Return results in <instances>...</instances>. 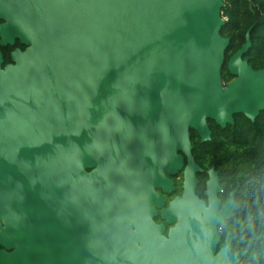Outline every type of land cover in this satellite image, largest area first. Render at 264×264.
<instances>
[{
	"label": "water",
	"instance_id": "1",
	"mask_svg": "<svg viewBox=\"0 0 264 264\" xmlns=\"http://www.w3.org/2000/svg\"><path fill=\"white\" fill-rule=\"evenodd\" d=\"M223 0H0L3 42L29 44L0 75V264H235L216 253L217 172L208 205L190 128L210 139L233 115L264 109V68L243 53L221 67ZM181 152V154H179ZM184 167V194L163 207L155 186ZM86 169H90L87 171Z\"/></svg>",
	"mask_w": 264,
	"mask_h": 264
},
{
	"label": "trees",
	"instance_id": "2",
	"mask_svg": "<svg viewBox=\"0 0 264 264\" xmlns=\"http://www.w3.org/2000/svg\"><path fill=\"white\" fill-rule=\"evenodd\" d=\"M224 24L220 35L229 39L221 67L224 82L234 76L227 69L230 56L245 42L250 45L243 58L253 68L264 67V0H223ZM225 127L207 119L210 139L202 141L190 128L191 152L203 169L219 170L225 193L237 185L233 215L223 225L221 241L232 233L231 254L237 264H264V109L252 120L243 113L233 115ZM206 175H203V179ZM225 200L227 194H220Z\"/></svg>",
	"mask_w": 264,
	"mask_h": 264
},
{
	"label": "flooded vegetation",
	"instance_id": "3",
	"mask_svg": "<svg viewBox=\"0 0 264 264\" xmlns=\"http://www.w3.org/2000/svg\"><path fill=\"white\" fill-rule=\"evenodd\" d=\"M4 21L5 20L0 18V25L3 24ZM28 47H29V44L22 42L20 40L19 36H13L12 41L3 42L2 36H1V29H0V75H6L5 74L7 72L6 67L7 66H10V67L15 66L16 65L15 57H16L17 53L18 52H24ZM242 59H245L247 61L246 58H243V55H242ZM262 68H264V67H262ZM253 69L256 70V69H260V68H253ZM179 154H181V152H179ZM191 154H192V152H191ZM182 156H183V167L181 169H177L173 173L166 171L164 174L165 178L168 179L170 182V189H166L165 187L158 185V186L154 187V191H153L154 194H160L164 200L163 207L159 208V207L154 206L155 214L152 216V220L156 225H162L163 226V229L161 230L160 235L164 236V237H168L170 229L175 226V223H167L166 220L162 218L161 209L167 207L171 200H173L174 198H176L178 196L181 197L185 192L184 188H183V182H184V167L187 164V158H186V156H184V154H182ZM194 161H195V159H194ZM195 163H196V161H195ZM197 165L200 167V170H198L195 173V177H196L197 181H196V184L194 187L193 194H195L199 200H203L206 203V205H208L207 194H209V191H208L207 181L210 178L209 170L211 168H213L214 171L217 172V177H218L219 190L216 192V194H217V199L219 200V209H221L223 204L229 199L232 191L235 190L233 193V197H234V194L236 193L237 185L234 188L230 189L227 193H225V188L220 183L219 170L215 169L214 166H211L207 169H203L199 164H197ZM86 170L90 171V169H86ZM204 174L206 175V177L203 179ZM220 194H227V198L225 200H223V198L220 196ZM233 206L235 207L234 202H233ZM225 221H224V223H225ZM224 223L219 224L217 226L219 237L217 239L215 253L220 248H222L224 245L229 243L231 240L230 237L232 236V233L229 234V236L226 238L225 241L220 242L221 236L223 235V228L222 227H223ZM231 249H232V247H231V242H230V247L228 250V256L236 258L237 261L235 264H237V262L239 261V257L234 255V254H231ZM0 250L5 251V252L11 251V250H9V249L1 246V245H0Z\"/></svg>",
	"mask_w": 264,
	"mask_h": 264
},
{
	"label": "rangeland",
	"instance_id": "4",
	"mask_svg": "<svg viewBox=\"0 0 264 264\" xmlns=\"http://www.w3.org/2000/svg\"><path fill=\"white\" fill-rule=\"evenodd\" d=\"M176 221H177V220H175V221H174V222H172V223H176Z\"/></svg>",
	"mask_w": 264,
	"mask_h": 264
}]
</instances>
